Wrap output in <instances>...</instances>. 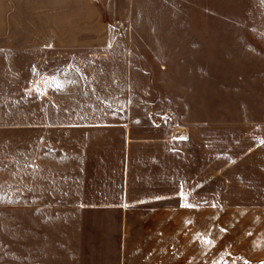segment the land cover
<instances>
[{
    "label": "crops",
    "instance_id": "obj_1",
    "mask_svg": "<svg viewBox=\"0 0 264 264\" xmlns=\"http://www.w3.org/2000/svg\"><path fill=\"white\" fill-rule=\"evenodd\" d=\"M37 37L60 59L0 120V251L18 245V264H264V191L141 194L133 98L78 61L133 55L138 35Z\"/></svg>",
    "mask_w": 264,
    "mask_h": 264
},
{
    "label": "rangeland",
    "instance_id": "obj_2",
    "mask_svg": "<svg viewBox=\"0 0 264 264\" xmlns=\"http://www.w3.org/2000/svg\"><path fill=\"white\" fill-rule=\"evenodd\" d=\"M106 32L138 35L134 54L78 61L133 98L141 194L263 192L264 0H0V120L59 64L39 34Z\"/></svg>",
    "mask_w": 264,
    "mask_h": 264
}]
</instances>
